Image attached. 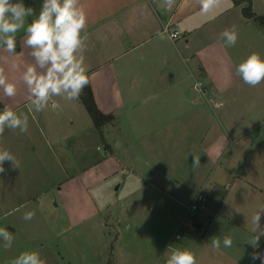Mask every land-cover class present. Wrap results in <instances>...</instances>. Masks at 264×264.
Returning a JSON list of instances; mask_svg holds the SVG:
<instances>
[{
	"label": "crops",
	"instance_id": "1",
	"mask_svg": "<svg viewBox=\"0 0 264 264\" xmlns=\"http://www.w3.org/2000/svg\"><path fill=\"white\" fill-rule=\"evenodd\" d=\"M80 2L87 14L86 32L81 35L87 36L83 56L89 87L96 108L110 117L107 124L125 114L132 125L144 127L138 142L148 162L159 168L154 173L173 179L169 184L158 178L159 187H153L158 195L183 207L185 197L192 199L202 190L207 198L204 211L213 213L211 219L235 224L244 233L240 243L250 247L253 234L246 220L250 222L254 212L264 206V134L256 135L257 127L264 126V81L250 87L236 68L253 52L264 58V28L244 18L245 3L240 0H220L208 14L201 12L199 0H175L170 11L164 0H159V7L153 0ZM251 12L264 17V0H251ZM233 26L238 40L234 47H227L220 33ZM164 28L177 32L178 39L170 40ZM16 39V55L0 47V68L17 89L15 96L6 97L0 86V107L3 111L7 106L26 118L28 127L26 132L5 128L0 149L8 150L23 165L24 152L34 159L50 151L53 138L63 137V128L74 126V117L83 115L85 109L78 99L56 96L44 110L35 111L22 79L27 67L35 65V58L25 45V32ZM117 60H121L119 65H114ZM196 84L201 85L202 94L193 89ZM49 105L56 106L55 113ZM105 148L104 158L66 178L61 186L74 183L86 191L111 177L120 167L113 161L110 147ZM193 155L199 159L195 167ZM164 158H178L179 164ZM5 166L10 174L15 170L10 162ZM90 174H94L91 179ZM180 174H186L195 185L178 181ZM3 191L0 205L5 200ZM179 212H175L177 218ZM205 224L200 229L196 220L194 230L197 235L198 229L203 232L206 244L211 222ZM253 250L245 249L248 253ZM257 251L264 252V237Z\"/></svg>",
	"mask_w": 264,
	"mask_h": 264
},
{
	"label": "rangeland",
	"instance_id": "2",
	"mask_svg": "<svg viewBox=\"0 0 264 264\" xmlns=\"http://www.w3.org/2000/svg\"><path fill=\"white\" fill-rule=\"evenodd\" d=\"M23 2L39 13L40 0ZM23 32L21 29L16 37ZM120 61L113 64L119 65ZM189 84L192 86V79ZM55 108L49 105L54 113ZM74 120V126L63 128V137L53 136L50 151L45 150L34 159L24 152L19 169L12 174H0V188L5 193L4 204L0 205V228L13 231L11 248L5 249L0 238V264H10L24 251L39 252L46 264H166L173 248L194 252L197 264H253L250 253L240 243L242 230L235 224L211 219L214 215L207 211L200 213L199 218V212L196 213L194 222L200 221V229L207 227L206 221L211 222L206 230V244L203 232L198 229L197 235L195 226L182 234L181 240H173L177 227L175 212L183 208L163 199L153 188L159 187L158 178L169 184H173V179L154 173L159 168L148 162L138 142L137 136L144 127L132 125L125 114L98 132L91 128L86 111ZM258 133L264 134V126L257 127ZM106 145L120 169L95 189L84 191L74 183L61 186L66 178L104 158ZM164 159L179 164L178 158ZM92 177L94 174H90ZM142 178L149 183H143ZM185 179L186 174L177 177L178 181L195 185L191 178ZM190 201L187 196L181 205ZM28 212H34L31 220L24 219ZM226 235L233 241L229 248L223 245ZM216 239L221 242L219 249L212 245Z\"/></svg>",
	"mask_w": 264,
	"mask_h": 264
},
{
	"label": "clouds",
	"instance_id": "3",
	"mask_svg": "<svg viewBox=\"0 0 264 264\" xmlns=\"http://www.w3.org/2000/svg\"><path fill=\"white\" fill-rule=\"evenodd\" d=\"M159 7V0H153ZM164 4L170 11L175 5V0H164ZM220 4V0H199L201 12L208 14ZM31 21L28 22V18ZM87 14L81 6L80 0H43L40 11L37 14L31 6H26L23 0H0V47L8 53L16 55V34L24 29L25 45L32 51L30 55L35 58V65L27 67L23 72V82L28 86L31 99L35 105V111L44 110L50 98L62 97L67 101L78 99L83 89L88 86L89 79L87 68L84 64L83 53L86 51L82 36L86 32ZM227 47H234L238 40V31L235 26L225 29L220 33ZM236 72L243 82L250 87H256L264 81V58L257 52L251 53L236 68ZM0 86L3 87L6 97L16 95V85L7 82L4 69L0 68ZM27 119L21 118L11 108L5 106L0 111V136L4 135L5 128L19 129L26 132ZM5 162H10L12 169H19L20 162L8 151L0 149V174H6ZM199 164V159L193 155V166ZM34 212L25 213L24 219L31 220ZM264 206L259 207L251 217L250 231L252 240L250 244L253 251L249 254L253 262L260 261L264 264V252L256 251L259 248L261 237H264ZM0 238L4 242V248L12 246L13 236L4 228H0ZM218 239L212 241L214 248H220ZM232 238L225 236L223 245L225 248L232 246ZM10 264H46L39 252H21ZM166 264H197L196 255L188 249L173 248L167 257Z\"/></svg>",
	"mask_w": 264,
	"mask_h": 264
},
{
	"label": "built area",
	"instance_id": "4",
	"mask_svg": "<svg viewBox=\"0 0 264 264\" xmlns=\"http://www.w3.org/2000/svg\"><path fill=\"white\" fill-rule=\"evenodd\" d=\"M163 33L166 34L172 41L178 39L179 37L177 32L169 31L168 28H164ZM200 86V84H196L193 89L202 94ZM182 208L183 210L178 214L175 234L172 236L175 241L180 240L183 236L182 234L187 233V231L194 226L195 214L206 210L207 198L202 190H199L193 195L190 203ZM180 229H184L185 231L181 232Z\"/></svg>",
	"mask_w": 264,
	"mask_h": 264
},
{
	"label": "trees",
	"instance_id": "5",
	"mask_svg": "<svg viewBox=\"0 0 264 264\" xmlns=\"http://www.w3.org/2000/svg\"><path fill=\"white\" fill-rule=\"evenodd\" d=\"M245 3L244 8L242 9V14L244 18L253 20L262 28H264V17L255 16L251 12V0H240ZM18 51V45L16 46V52ZM79 102L84 107L88 117L90 118L93 127L96 130H99L102 126L107 124L110 121V117L102 115L99 110L96 108L92 94L90 91L89 84L83 89V93L78 98ZM0 111H2L0 107Z\"/></svg>",
	"mask_w": 264,
	"mask_h": 264
},
{
	"label": "water",
	"instance_id": "6",
	"mask_svg": "<svg viewBox=\"0 0 264 264\" xmlns=\"http://www.w3.org/2000/svg\"><path fill=\"white\" fill-rule=\"evenodd\" d=\"M245 248L247 249V250H252V248H250V247H248V246H245Z\"/></svg>",
	"mask_w": 264,
	"mask_h": 264
}]
</instances>
